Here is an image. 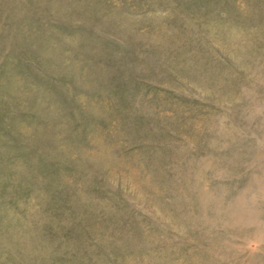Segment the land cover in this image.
<instances>
[{
  "label": "rangeland",
  "instance_id": "obj_1",
  "mask_svg": "<svg viewBox=\"0 0 264 264\" xmlns=\"http://www.w3.org/2000/svg\"><path fill=\"white\" fill-rule=\"evenodd\" d=\"M0 264H264V0H0Z\"/></svg>",
  "mask_w": 264,
  "mask_h": 264
}]
</instances>
